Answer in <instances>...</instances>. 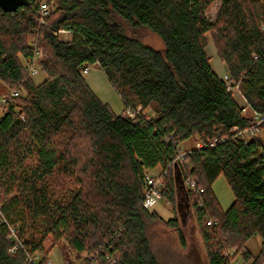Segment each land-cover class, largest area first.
Listing matches in <instances>:
<instances>
[{
    "label": "trees",
    "instance_id": "trees-1",
    "mask_svg": "<svg viewBox=\"0 0 264 264\" xmlns=\"http://www.w3.org/2000/svg\"><path fill=\"white\" fill-rule=\"evenodd\" d=\"M28 1L0 9V98L19 90L0 120V264H45L53 248L65 264H159L149 231L162 219L146 205L144 175L160 168V197L175 206V147L189 141L181 174L196 187L185 185L206 263L264 264V145L233 138L253 118L206 54L210 35L245 106L264 114V0H43L44 25ZM141 31L163 47L145 45ZM34 40L38 84L25 74ZM87 67L101 69L120 114L91 90ZM220 176L233 195L225 211L212 191ZM165 224L185 245L178 219Z\"/></svg>",
    "mask_w": 264,
    "mask_h": 264
},
{
    "label": "rangeland",
    "instance_id": "rangeland-1",
    "mask_svg": "<svg viewBox=\"0 0 264 264\" xmlns=\"http://www.w3.org/2000/svg\"><path fill=\"white\" fill-rule=\"evenodd\" d=\"M219 5L220 1H216L210 8L209 15L212 18L215 17ZM68 35H61L60 39L69 41L71 37ZM140 37L141 41L147 46L154 49L163 47L161 40L148 31H141ZM206 54L213 72L220 78H222L223 75H227L224 64L216 54V48L210 35H207ZM82 74L91 90L102 102L106 103L115 114H120L123 111V104L119 95L108 82L101 69L98 67H91L88 68L87 73L83 72ZM43 79L44 76L40 72L33 76V81L36 84L43 81ZM5 91L6 89L0 84V96L5 93ZM232 95L238 105L243 107L244 99L241 95L235 91L232 92ZM249 112V108L245 106L244 113L248 114ZM258 136L264 145V130H261ZM193 145L194 141H189L181 144L180 147L181 150H184ZM185 170V164H180L173 170L174 177L176 178L175 206L174 202L171 203L161 197L146 203L148 209L150 211H155L162 219L154 223L149 231L151 246L159 264H207L202 241L194 223L191 210L189 209V203L186 199V189L181 174V171ZM160 171V168H156L148 172L151 174H159ZM212 191L220 207L225 211L233 202V195L223 176L218 177L212 184ZM176 218L179 221V229L182 233L185 245L181 244L178 232L175 229L167 227L165 224L166 221ZM260 243V238L255 237L248 242L247 247L255 255L259 250ZM68 253L69 258L75 260V254L71 252V250H68ZM227 255V257L231 258L234 255V251L229 252ZM33 258L36 259V256ZM76 262L79 263V261ZM232 262L233 264H240L238 258L232 260ZM45 264H65L58 248H53L51 250Z\"/></svg>",
    "mask_w": 264,
    "mask_h": 264
},
{
    "label": "built area",
    "instance_id": "built-area-1",
    "mask_svg": "<svg viewBox=\"0 0 264 264\" xmlns=\"http://www.w3.org/2000/svg\"><path fill=\"white\" fill-rule=\"evenodd\" d=\"M38 4H39V13H40V16L38 19V24L44 25L45 19L49 14V9L43 0H38ZM262 29L264 30V27H262ZM54 34L58 35V36L69 34L68 36L71 37V33L69 31L63 30V29L58 30ZM30 46L32 48V54H31V56H29L26 59L25 74L27 76H30L33 78V76H35L39 73L37 62H38L40 52L38 50L36 40L32 41L30 43ZM87 70H88V67L85 68V70L83 72L87 73ZM222 81L224 82L227 91H229L231 93L233 91H235V92L240 94L238 84L231 81V79L229 78L228 75H223ZM18 95H19V90L13 89V90H10L6 96H3L0 98V120L4 114V110H5L8 102H9V99H11L13 97H17ZM247 108H249V107H247ZM249 110H250V113H251L252 118H253L252 125L243 129V130L234 129L233 130V133H234L233 138L247 142L250 139H256L258 137V134L261 132V130H262L261 125L264 124V114L256 112L250 108H249ZM125 114L127 116H129L130 118H133L135 116L136 112L131 110V109H126ZM21 118H23V117L21 116ZM210 146H214V145L211 144ZM196 148L201 149V148H203V146L200 143H197ZM186 153H189V152H185L184 150H181L180 146H176L175 147V159L173 160L172 165H175V163L185 164L184 163V157H185ZM186 171H187V169H186ZM162 176L163 175L161 174V172H159V174H151L148 171L145 173V175H144V180H145L144 198L146 199V203L152 202V201L156 200L157 198H160V192L163 188ZM185 185L188 188H190L191 190H196L195 184L191 179H188L185 182ZM209 224H211V222H209ZM29 259L32 261L36 260L33 257L29 258ZM81 264H95V260L92 256H90V257H88V261L83 262ZM231 264H233L232 261H231ZM235 264H238V263H235Z\"/></svg>",
    "mask_w": 264,
    "mask_h": 264
},
{
    "label": "water",
    "instance_id": "water-1",
    "mask_svg": "<svg viewBox=\"0 0 264 264\" xmlns=\"http://www.w3.org/2000/svg\"><path fill=\"white\" fill-rule=\"evenodd\" d=\"M28 4H29L28 0H0V9H2L4 12H7V13H13L17 11L18 9L27 6ZM177 167H178L177 165H174V168H177ZM175 180L176 178L174 177V182ZM175 192H176V183H175ZM187 201H188V198H187Z\"/></svg>",
    "mask_w": 264,
    "mask_h": 264
},
{
    "label": "crops",
    "instance_id": "crops-1",
    "mask_svg": "<svg viewBox=\"0 0 264 264\" xmlns=\"http://www.w3.org/2000/svg\"><path fill=\"white\" fill-rule=\"evenodd\" d=\"M225 74H226V73H225ZM245 105H246V104H245V101H244V106H243V107H245ZM258 137H259V136H258ZM259 139H260V138H259ZM178 170H179V169H178ZM186 199H187V197H186Z\"/></svg>",
    "mask_w": 264,
    "mask_h": 264
}]
</instances>
